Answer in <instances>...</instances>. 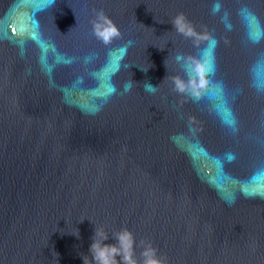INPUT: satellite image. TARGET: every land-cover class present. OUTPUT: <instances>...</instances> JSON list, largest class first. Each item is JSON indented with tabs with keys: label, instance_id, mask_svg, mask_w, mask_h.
<instances>
[{
	"label": "water",
	"instance_id": "95a60500",
	"mask_svg": "<svg viewBox=\"0 0 264 264\" xmlns=\"http://www.w3.org/2000/svg\"><path fill=\"white\" fill-rule=\"evenodd\" d=\"M123 230L136 264H264V0H0V264H95Z\"/></svg>",
	"mask_w": 264,
	"mask_h": 264
},
{
	"label": "clouds",
	"instance_id": "9594fccd",
	"mask_svg": "<svg viewBox=\"0 0 264 264\" xmlns=\"http://www.w3.org/2000/svg\"><path fill=\"white\" fill-rule=\"evenodd\" d=\"M93 31L98 36L103 38L107 43L110 37L119 35L118 29L109 20L103 12L97 14L95 20L92 21ZM173 28L185 36L193 35L190 24L183 14L178 15L172 21ZM101 29H104L101 31ZM181 57H177L180 60ZM185 69L189 79L187 81L180 77H176L173 80L174 91L179 94L190 95L194 99L200 98L206 89L205 76L213 71L210 61L205 59L201 63L193 61L185 62ZM156 87L148 84L149 90H155ZM127 90V88H126ZM107 237H105V240ZM116 244H106L104 241L93 243L90 246L89 252L92 255L95 264H117L116 256H121L122 264H136L134 259V237L127 230H123L116 236ZM144 264H160L156 256V251L149 245L143 253Z\"/></svg>",
	"mask_w": 264,
	"mask_h": 264
}]
</instances>
